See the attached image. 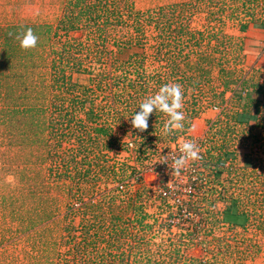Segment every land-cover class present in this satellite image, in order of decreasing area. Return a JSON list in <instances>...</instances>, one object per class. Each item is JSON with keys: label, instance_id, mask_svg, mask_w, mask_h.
I'll list each match as a JSON object with an SVG mask.
<instances>
[{"label": "rangeland", "instance_id": "obj_1", "mask_svg": "<svg viewBox=\"0 0 264 264\" xmlns=\"http://www.w3.org/2000/svg\"><path fill=\"white\" fill-rule=\"evenodd\" d=\"M73 1L0 0V264H264V103L234 121L264 84V0H101L62 28ZM171 82L184 128L164 135L159 111L132 128ZM186 133L204 185L154 170Z\"/></svg>", "mask_w": 264, "mask_h": 264}, {"label": "clouds", "instance_id": "obj_2", "mask_svg": "<svg viewBox=\"0 0 264 264\" xmlns=\"http://www.w3.org/2000/svg\"><path fill=\"white\" fill-rule=\"evenodd\" d=\"M19 46L22 49L35 48L38 42V37L34 34L32 28H26L17 36ZM184 92L179 83H165L158 91L147 96L138 105L139 111L131 114L130 124L132 128L139 132H144L148 129V120L154 112L166 114L168 119L163 124V134L169 135L184 128L185 113L182 111ZM179 155L172 157L171 165L169 158L166 156L160 163L167 164L177 174L189 166L191 162L201 159L199 146L191 141L185 140L179 145ZM155 179V177H153Z\"/></svg>", "mask_w": 264, "mask_h": 264}, {"label": "trees", "instance_id": "obj_3", "mask_svg": "<svg viewBox=\"0 0 264 264\" xmlns=\"http://www.w3.org/2000/svg\"><path fill=\"white\" fill-rule=\"evenodd\" d=\"M84 1L85 0H74L73 1V4L74 6H80L79 8H77L75 10V8L71 9L70 10V14H67V16H65L64 20H61L60 21V24L62 26V28L66 27L68 29H74L76 26H74L75 22L78 21L80 19L81 16L85 15L91 19V18H95V15L96 14V18H99L101 17V14L99 12L98 14V11H99V3L101 0H96V2H93L92 4H84ZM71 3V2H70ZM82 4V5H81ZM114 11L111 12V14H113ZM65 20H68L67 22H65ZM33 29H36V28H41V26H29ZM63 77V76H62ZM62 79V78H61ZM243 81V80H242ZM245 84H246V80L243 81ZM225 85L228 86V82H225ZM249 85V84H248ZM253 89L256 88L257 91L261 92L263 89H264V84H253ZM242 90L245 89V88H241ZM236 94V93H235ZM238 98H241V95H237ZM257 100H254L253 98H250L249 99V103H244L243 104V108L237 113L236 117H235V123L236 124H243V125H250L249 121L251 119H257L256 118V114L257 112L260 111V103L256 102ZM252 107V110H253V113L251 112V108ZM18 110H15V108H9L7 109L6 111L4 110L3 111V115H5L4 113L6 112L7 115H8V119H10V115H13L15 113H19V114H22L27 112L30 108H24V109H20V108H17ZM20 109V110H19ZM92 110H88V112H85V120H90L91 119V115H92ZM5 117V116H4ZM11 122V120H8L7 122ZM95 131L97 132H105V130L103 128H94ZM219 173V172H218ZM217 173V174H218ZM86 204H90V202H85L84 205ZM230 209V208H229ZM86 230V234L88 233V228L83 226ZM82 227V228H83Z\"/></svg>", "mask_w": 264, "mask_h": 264}, {"label": "built area", "instance_id": "obj_4", "mask_svg": "<svg viewBox=\"0 0 264 264\" xmlns=\"http://www.w3.org/2000/svg\"><path fill=\"white\" fill-rule=\"evenodd\" d=\"M183 138H184V141L185 140H191V141L195 142L199 146L200 152H203L202 151V147H201V145H202V139L197 140V138H193V137L191 138V137L188 136V133H186L183 136ZM179 145L180 144L177 141V145H176L175 150H173L171 152H168L166 154L168 156L169 160H170V163L172 162V157L174 155L178 156L180 154L179 151H178ZM200 155L202 157L201 159H199V160H197L195 162H191L189 164V166H187L186 168L182 169L180 171V173L182 174L181 176H184L183 173L184 174H187V175L189 174V177H190L189 179L191 181H193V180L200 181L204 185V184H206L207 181L205 180V177L203 175V172L205 171V169H207L206 167L209 168V165H208L207 161L205 160V155H202V154H200ZM163 158H164V156H163ZM163 158H161V159H163ZM163 164L164 163H160V162H158L157 164H153V165H155L154 166V170L156 169V171H157L158 174H162V175L165 174L166 170H165ZM149 168L152 169L153 167L152 166H149ZM171 171H173V170L171 169ZM163 176H164V178H167L168 177V174H165ZM189 186H191V184ZM170 191H171V189H168V188H166L165 190H160V192L163 194V197H167V198H168V196L171 195Z\"/></svg>", "mask_w": 264, "mask_h": 264}, {"label": "crops", "instance_id": "obj_5", "mask_svg": "<svg viewBox=\"0 0 264 264\" xmlns=\"http://www.w3.org/2000/svg\"><path fill=\"white\" fill-rule=\"evenodd\" d=\"M258 84H262L263 85L262 82H260ZM245 90H246L245 92H247V93L245 94V96H241L242 99H245L246 97H249V99L250 98H253L254 100H257L256 102H258L260 104L264 103V102H262V99H263V95L264 94L260 95L261 93H258L257 90H256V88H254V89L253 88L252 89H245ZM250 109H252V107ZM213 113H214L213 110L206 109V111H204V112L201 113L202 115H201V118H199V120H202V119L205 120V119H208L209 118V121H213L214 120L213 116L215 115V113L214 114ZM258 113H261V111L260 112H257L256 118H258ZM206 114H207V116H206Z\"/></svg>", "mask_w": 264, "mask_h": 264}]
</instances>
